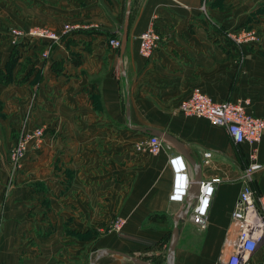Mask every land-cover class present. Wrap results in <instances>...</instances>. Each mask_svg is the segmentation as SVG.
<instances>
[{
    "label": "crops",
    "instance_id": "1",
    "mask_svg": "<svg viewBox=\"0 0 264 264\" xmlns=\"http://www.w3.org/2000/svg\"><path fill=\"white\" fill-rule=\"evenodd\" d=\"M201 1L17 0L22 17L14 1L6 8L8 26L28 33L47 27L63 36L66 25L75 29L57 43L26 39L23 59L38 57L33 68L39 70L0 86V264H135L100 256L108 250L159 264H227L237 238L232 214L253 150L263 166L253 186L264 196V138L255 146L236 144L224 127L187 116L180 106L200 92L216 103L249 100L248 113L264 117V48L239 50L223 44L216 31L191 28ZM127 19L122 54L110 36L122 42L124 30H112L122 22L125 28ZM151 21L175 30L158 31L162 42L144 57L139 37ZM100 27L111 31H94ZM40 126L41 146L29 142L19 161L9 163L18 133ZM159 132L178 145L154 135ZM152 137L163 141L157 155L148 151ZM176 157L189 181L185 194L171 163ZM203 183L213 191L209 224L200 231L189 217ZM177 187L182 199L174 198ZM118 219L124 221L120 230ZM177 221L180 236L170 259ZM262 254L258 250L247 264Z\"/></svg>",
    "mask_w": 264,
    "mask_h": 264
},
{
    "label": "built area",
    "instance_id": "2",
    "mask_svg": "<svg viewBox=\"0 0 264 264\" xmlns=\"http://www.w3.org/2000/svg\"><path fill=\"white\" fill-rule=\"evenodd\" d=\"M39 36H45L50 39L58 38L54 34H48L45 30H35ZM30 34V33H29ZM35 33H33L34 35ZM32 35V34H30ZM141 54L144 57H151L154 51L162 42V36L153 28V24L140 36ZM250 39H247L248 41ZM110 45L119 49L122 45L121 40L113 39ZM249 100L227 101L223 103L214 102L209 96L195 92L191 97L182 102L180 110L187 116H196L207 119L216 126L224 127L232 140L236 144L248 143L252 146L259 144L264 138V117H255L248 113ZM43 133L37 129L33 133L25 135L10 154L11 163H17L24 155L29 142L38 149L43 142ZM148 151L152 154H159L163 149V141L158 137H152L148 141ZM212 152H205L206 163L212 158ZM251 163L244 170V187L240 194L238 204L232 214V226L237 231V238L233 243V252L227 260V264H247L250 257L258 250H264V196L259 195L253 186L254 175L260 171L263 166L258 162L256 150L250 155ZM175 170L184 169L182 157L171 159ZM181 177L183 188L180 189L184 194L188 190L189 181L185 174L177 173ZM178 188L175 199H182ZM213 187L211 183L202 184L200 204L194 209L189 217V222L198 230L203 231L208 226L207 203L212 194ZM124 225L122 219H118L115 228L120 230Z\"/></svg>",
    "mask_w": 264,
    "mask_h": 264
},
{
    "label": "rangeland",
    "instance_id": "3",
    "mask_svg": "<svg viewBox=\"0 0 264 264\" xmlns=\"http://www.w3.org/2000/svg\"><path fill=\"white\" fill-rule=\"evenodd\" d=\"M13 1L15 7V15H17L18 17H22V8L20 2H17V0H0V71L5 72L6 67H8L10 63L12 64L13 70L11 71V77L13 78L8 84H11L13 79L15 81L16 78L21 75L27 77L33 73V70H39L38 67L33 68V65H36V62L38 61V57H34V55L29 57L27 55L23 59V53H26V51L23 52L22 45L25 46V44L27 43L26 39H37L40 41H45L48 44L57 43L62 39L63 36H68L72 33V30L75 29V27L71 25H66L63 29V36L59 35L57 32L50 31L47 27H39L36 29L41 31L45 30L48 32V34H54L58 37L55 39H50L45 36H39V33H37V31H35L34 29L29 32L30 34H32L30 35L28 31H25L20 27L8 26L10 24V20H12V16L11 13L7 14L6 8L11 9ZM197 12L198 16L194 17L189 23L191 28H200L204 31H216L217 34H220L222 36L223 44L233 45L239 50H243L247 47H250V49L258 48L261 50L264 48V0H202L199 8L196 10V13ZM125 14L123 15V18H125ZM151 22L150 23L153 24V28L156 31L175 30V26L172 23L170 25V29L168 26L167 29L162 28L163 30H161L156 27L153 21ZM151 24L148 26V28L151 26ZM123 30L124 25L122 22V24L119 25L116 30L112 31ZM94 31L111 30H105L100 27L95 28ZM33 33L35 34L33 35ZM110 37L113 40L117 39V37L119 36L117 34H114ZM247 39L250 40L246 41ZM41 57L45 58L47 57V55L43 53L41 54ZM30 60H33L34 64H32ZM51 69H53L54 71V64H51ZM17 83H22V81L19 80ZM8 84H0V86H7ZM37 129L42 131L43 137L45 138V130L43 126L18 133L16 142L11 147L8 153L9 163H11L9 156L18 142L22 138H24L25 135L27 136ZM32 148L35 149L33 144ZM149 262L156 264L159 261L154 259L153 261ZM163 264H165V262ZM252 264H264V254L258 256V258Z\"/></svg>",
    "mask_w": 264,
    "mask_h": 264
},
{
    "label": "water",
    "instance_id": "4",
    "mask_svg": "<svg viewBox=\"0 0 264 264\" xmlns=\"http://www.w3.org/2000/svg\"><path fill=\"white\" fill-rule=\"evenodd\" d=\"M128 28H129V19L126 20L125 28H124V35L122 37V46H121V52H122V54L125 53L126 46H127V43H128V37H129V34H128V31L129 30H128ZM154 135L159 136L163 140L172 141L173 143H175V144L178 145V142L175 139H173L169 135H166V134H164L162 132L154 133ZM182 147L183 146H181L179 148L180 149V152L185 157H187V153H186L184 147L183 148ZM201 182H202L201 176L198 175L197 176V179L195 181V184H194V193L196 195L199 194V192L201 190ZM188 213H189V208H187V210L183 214V217H187ZM180 219H181V217H179L178 221ZM178 221H177V223H176V225H175V227L173 229V233H172V237H171V241H170V245H169V255H170V259H173L174 258L175 251H176V248H177V245H178L179 236H180V229L178 227ZM99 254H100V256H106V255H110V254L119 255V256H122V257H124V258H126V259H128V260H130L132 262H134L135 264H153V263H151L149 261H146V260H143V259H140V258L131 256V255H128V254H125V253H122V252L113 251V250L102 251Z\"/></svg>",
    "mask_w": 264,
    "mask_h": 264
},
{
    "label": "trees",
    "instance_id": "5",
    "mask_svg": "<svg viewBox=\"0 0 264 264\" xmlns=\"http://www.w3.org/2000/svg\"><path fill=\"white\" fill-rule=\"evenodd\" d=\"M66 37H68V36H66ZM9 64V63H8ZM13 70V66H12V64L10 63V65L8 66V67H6V71L5 72H3V71H0V84H4V85H6V84H8V83H10L11 82V80H12V78L13 77H11V71ZM156 218V217H155ZM263 250V249H262ZM263 252H264V250H263ZM156 263V262H155ZM157 264H159L158 262H157Z\"/></svg>",
    "mask_w": 264,
    "mask_h": 264
},
{
    "label": "bare ground",
    "instance_id": "6",
    "mask_svg": "<svg viewBox=\"0 0 264 264\" xmlns=\"http://www.w3.org/2000/svg\"><path fill=\"white\" fill-rule=\"evenodd\" d=\"M155 155V154H154ZM157 155V154H156Z\"/></svg>",
    "mask_w": 264,
    "mask_h": 264
}]
</instances>
